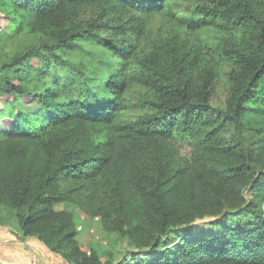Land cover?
I'll return each mask as SVG.
<instances>
[{
    "label": "trees",
    "instance_id": "16d2710c",
    "mask_svg": "<svg viewBox=\"0 0 264 264\" xmlns=\"http://www.w3.org/2000/svg\"><path fill=\"white\" fill-rule=\"evenodd\" d=\"M0 120V224L67 264H264V0H0Z\"/></svg>",
    "mask_w": 264,
    "mask_h": 264
},
{
    "label": "rangeland",
    "instance_id": "374dc122",
    "mask_svg": "<svg viewBox=\"0 0 264 264\" xmlns=\"http://www.w3.org/2000/svg\"><path fill=\"white\" fill-rule=\"evenodd\" d=\"M100 42L91 43L89 40L80 44L71 56L73 62L79 65L92 59L98 62L102 60L105 53ZM0 125H2V120H0ZM57 207L74 212L79 228V239L84 249L89 250L94 246L102 253L103 258L107 257L108 251H112L114 258L119 261L122 256L121 252L131 248L127 241L122 240L119 233L105 232L100 218L84 214L75 203L62 202ZM10 252L15 253V256L10 258H16L18 262L27 258V263L24 264H67L59 255L52 253L38 238L22 236L14 223L0 224V259L2 261L6 259Z\"/></svg>",
    "mask_w": 264,
    "mask_h": 264
},
{
    "label": "crops",
    "instance_id": "0c3cea01",
    "mask_svg": "<svg viewBox=\"0 0 264 264\" xmlns=\"http://www.w3.org/2000/svg\"><path fill=\"white\" fill-rule=\"evenodd\" d=\"M6 256V255H5ZM11 256H15V253L14 252H10V253H8V255L6 256V259H4L2 262L4 263V264H24L25 262L27 263V258H24L21 262H18L17 260H16V258L15 259H11L10 257ZM8 258V259H7Z\"/></svg>",
    "mask_w": 264,
    "mask_h": 264
}]
</instances>
